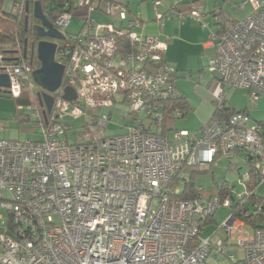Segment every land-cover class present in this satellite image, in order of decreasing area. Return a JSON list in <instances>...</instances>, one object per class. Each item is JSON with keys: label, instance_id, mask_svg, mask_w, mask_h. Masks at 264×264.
I'll return each instance as SVG.
<instances>
[{"label": "built area", "instance_id": "obj_1", "mask_svg": "<svg viewBox=\"0 0 264 264\" xmlns=\"http://www.w3.org/2000/svg\"><path fill=\"white\" fill-rule=\"evenodd\" d=\"M245 2L251 11L244 18L209 34L215 50L209 70L221 74L224 86L214 111L234 88L247 89L251 101L264 94V0L239 6ZM153 4L160 23L202 21L192 3L171 16L158 11L159 1ZM24 5L20 0L13 11L21 13ZM75 8L84 11L80 33L64 32L72 10L54 25L65 36L55 54L64 65L58 90L63 95L71 87L75 99L61 96L48 117L36 102L18 105L40 139L0 137V208L11 221L0 226V264H207L209 255L218 264L225 254L235 259L238 247L242 258L232 264H264V227L237 216L250 200L253 214L263 210L256 196L264 181L259 124L243 109L211 118L194 133L170 129L181 111L168 112L167 101L178 92L175 67L165 58L167 42L140 34V12L123 2L78 0ZM5 74L10 97L35 93L27 64ZM104 108L108 114H99ZM69 109L87 119L75 143L53 115ZM114 110L128 124L110 136ZM236 153L249 165L241 174L243 191L205 195L195 187L197 197H179L174 178L184 166H211ZM220 208L230 209L220 224L226 237L213 240L216 233H201Z\"/></svg>", "mask_w": 264, "mask_h": 264}, {"label": "rangeland", "instance_id": "obj_2", "mask_svg": "<svg viewBox=\"0 0 264 264\" xmlns=\"http://www.w3.org/2000/svg\"><path fill=\"white\" fill-rule=\"evenodd\" d=\"M6 1V4H5ZM3 3V10L8 12L11 10L12 6L10 5V0H5ZM188 11V8L185 10ZM171 16L172 14H168ZM159 22V21H158ZM78 20L73 19L68 25V28L64 30L65 33L73 34L78 31ZM143 35V34H142ZM149 37H155L153 35H148ZM197 53L195 52L190 57H188V61L190 62L189 66L192 64L198 65L199 59L197 57ZM199 66V65H198ZM195 69L193 74H191L193 80L190 82H185L188 80L190 75V70L186 69L185 72L180 71L179 77L177 80L183 81L184 88L188 93L189 99L191 103L198 106L199 102L202 100V95H216L217 91L221 88L224 89V86L212 77L208 68L202 69L200 72ZM186 77L185 79L181 77ZM195 83H198L202 87V91H197L194 89ZM228 102V106L233 109H240L242 107L247 106L251 111V119L253 121L259 122L264 119V94H260L255 101H251L249 98V92L245 88H234L226 97V104ZM15 108H17L14 98H4L0 97V127L2 128V133L0 136L4 138H28L33 140H39V131L32 124L30 125H21L17 123L16 120H13V113ZM101 115H107L108 110L106 108L101 109L99 111ZM54 116H58L59 120L62 124L66 125V134L67 140L69 143H75L76 135H78L83 129V125L87 121L85 116H75L71 114V109L67 111L63 110H55L53 112ZM88 115H90L88 113ZM128 119L123 118L118 111L114 110V113L111 114L110 119L108 121V126L106 129L107 135H116L122 132V129H127ZM200 126V121L195 113V111H190L185 117H178L169 123L170 129H184L189 133H194L198 130ZM35 128V129H34ZM20 129V130H19ZM20 134V135H18ZM65 137V135H62ZM245 156L243 153H236L233 157L227 158L225 156L219 157V160L211 165V166H184L179 173V179L174 182V187L180 189L181 191L184 188L185 180H190L194 183L197 189H201L202 194L210 195L216 194L219 191V187L226 183L231 189L235 192H240L244 190L243 182L241 181V174L243 171L249 169V165L244 162ZM185 179V180H184ZM256 196L262 198L263 200H259L262 204H264V181L259 184L256 192ZM254 201L256 198L253 199ZM252 201H248L250 213H253ZM230 212V209L220 208L216 211L212 220L205 224V229L202 231V235L206 236L211 233H216L212 238L213 240L217 238H225L226 233L222 228H220V224L225 219V217ZM261 216H257L256 222L264 227V210L260 212ZM6 211L0 208V226L6 220ZM238 249V254L235 259L242 258L243 252L240 247ZM232 261L229 259L228 255L225 254L223 258L218 262V264H232ZM207 264H217L214 258L210 255L206 259Z\"/></svg>", "mask_w": 264, "mask_h": 264}, {"label": "crops", "instance_id": "obj_3", "mask_svg": "<svg viewBox=\"0 0 264 264\" xmlns=\"http://www.w3.org/2000/svg\"><path fill=\"white\" fill-rule=\"evenodd\" d=\"M77 1L78 0H73V3L76 4ZM112 1L123 2L127 4L130 12L132 13L137 11L140 12L142 18V27L138 29V32L140 34L146 36L148 35L157 36L160 40H164L167 42V47L165 50V58L175 67L176 73L174 75V85L177 89L178 96L182 95L186 98L189 107L187 114L190 111H195L200 121V126L198 128L199 130L203 125H205L211 119L213 115L215 95L214 96L207 94L205 96L202 95V100L199 102L196 108V106H194L189 99L188 93L184 88L185 87L184 83L193 80V78L189 76L193 74L195 69L198 70L197 72H200L202 69L206 67L209 70V63L215 57V50L213 45L209 41V34L210 32L218 31L220 26L216 25L217 23L215 21L214 16H216L218 12L222 11L224 15L230 20V22L238 21L244 18L251 11L250 3L245 2L244 6L240 7L239 6L240 3L245 0H200L192 4L194 7L200 9V11L202 12L201 22L196 21L191 17H187L183 22L180 23L176 19H172V18L165 19L160 23L158 22L155 15V11H154L155 8L153 4L154 1H159L161 3L158 7V11L160 13L172 14V12L175 10L182 11L185 10V8H190V6L192 5L191 2L194 0H112ZM10 3L12 4L11 0ZM72 11L73 14L70 22L74 18L77 19L79 22L78 31L76 32L77 34L80 33L83 25L81 18L84 14V11L79 8H75ZM230 22L228 21L226 23L229 24ZM195 52L198 55L197 57L199 59L198 62L199 66L196 64H192V66H189L190 62L188 61V57H190ZM186 69L190 70V75H188L189 79L188 80L186 79L185 82L177 80L179 77L178 73L180 71L185 72ZM209 72L211 73L210 70ZM181 77L184 79L186 78L182 76V74ZM194 89H196L198 92L202 91V87L198 85V83H195ZM226 107L232 110L247 109L249 111V114L251 111L247 106L242 107L240 109L230 108L228 106V102L226 104ZM15 110H17V108H15ZM187 114L185 116H187ZM1 115L2 114H0V116ZM12 119L16 120L17 123L20 124L19 120L17 118H14V113ZM21 125L25 126V124H21ZM1 133L2 132H0V134Z\"/></svg>", "mask_w": 264, "mask_h": 264}, {"label": "trees", "instance_id": "obj_4", "mask_svg": "<svg viewBox=\"0 0 264 264\" xmlns=\"http://www.w3.org/2000/svg\"><path fill=\"white\" fill-rule=\"evenodd\" d=\"M5 0H0V72L5 73V70L9 67H13L15 65L25 63L30 69V73L36 68L39 67V62L35 55V45L40 38L37 37L34 25L39 22L32 16V7L35 1H39L41 4L43 13L46 15L47 19L55 25V21L57 17L65 12L71 11L74 9L73 0H24L25 5L21 13H17L13 11V7L20 0H11L12 8L11 10L5 11L3 10V3ZM200 0H194L191 3L198 2ZM26 3H28L29 10L26 11ZM25 16H27V22L25 25ZM216 25L220 26V28L228 25L226 22H230V20L224 15V13L218 12L216 16H214ZM236 22V21H235ZM234 22H230L232 24ZM25 40L27 41L26 50L25 49ZM63 41V40H62ZM58 44V43H57ZM56 59V58H55ZM57 60V59H56ZM31 80L33 85L35 86V93L31 95L28 92H24L23 95L19 98H14L16 106L18 105H26L31 102H36L41 110H43L44 106L40 103V97L44 93V90L39 86L35 85L31 76ZM54 97V103L57 99L61 98L62 94L59 90L54 93H51ZM167 106L169 107L168 112L177 107L181 111L180 117H185L187 114L189 107L184 96H177L171 98L167 101ZM236 110H232L226 107V104L218 110L213 111L212 118H228L232 112ZM50 116V113L47 114V117ZM168 117V116H167ZM14 118H17L20 124H24L28 119L23 117L21 113L17 110L14 112ZM262 129V137L264 142V120L257 122ZM179 179V176H175L174 182ZM230 187L224 183L219 187V191L216 193L222 194L224 191L228 190ZM198 192L195 190L194 183L190 180H185L184 188L182 192L179 194V197L192 199L198 196ZM257 199H261L257 196ZM252 204V203H251ZM247 205V206H246ZM264 210V204H262ZM261 216V214H257ZM237 216L242 218L245 222L250 224H257L256 219L257 216L253 213H250L249 205L244 204V208L242 209V213H237ZM10 215H6V220L3 225H7L10 227Z\"/></svg>", "mask_w": 264, "mask_h": 264}, {"label": "water", "instance_id": "obj_5", "mask_svg": "<svg viewBox=\"0 0 264 264\" xmlns=\"http://www.w3.org/2000/svg\"><path fill=\"white\" fill-rule=\"evenodd\" d=\"M26 11L29 10L28 3H26ZM32 16L39 21V24L34 25L36 35L39 39L35 45V55L39 62V67L34 69L31 73L35 85L44 90L40 97V103L45 107V111L50 113L52 110L54 97L51 93L58 90L62 83L64 65L55 59L57 51V41H62L65 36L60 32L43 13L39 1H35L32 7ZM27 16H25V25ZM27 41L25 40L26 50ZM214 79L222 81V76L219 72H211ZM9 87V80L5 73L0 72V97L10 98L7 91ZM63 99L71 101L75 99V93L71 87L63 88ZM185 180V179H184Z\"/></svg>", "mask_w": 264, "mask_h": 264}, {"label": "flooded vegetation", "instance_id": "obj_6", "mask_svg": "<svg viewBox=\"0 0 264 264\" xmlns=\"http://www.w3.org/2000/svg\"><path fill=\"white\" fill-rule=\"evenodd\" d=\"M37 21H38V20H37ZM36 24H39V22L35 23V25H36Z\"/></svg>", "mask_w": 264, "mask_h": 264}, {"label": "bare ground", "instance_id": "obj_7", "mask_svg": "<svg viewBox=\"0 0 264 264\" xmlns=\"http://www.w3.org/2000/svg\"><path fill=\"white\" fill-rule=\"evenodd\" d=\"M237 111V110H236ZM212 118V117H211Z\"/></svg>", "mask_w": 264, "mask_h": 264}]
</instances>
